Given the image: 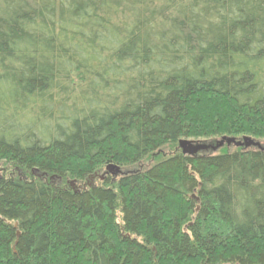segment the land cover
I'll return each mask as SVG.
<instances>
[{
    "label": "trees",
    "instance_id": "16d2710c",
    "mask_svg": "<svg viewBox=\"0 0 264 264\" xmlns=\"http://www.w3.org/2000/svg\"><path fill=\"white\" fill-rule=\"evenodd\" d=\"M241 136L264 0H0V264H264V151L178 149Z\"/></svg>",
    "mask_w": 264,
    "mask_h": 264
},
{
    "label": "water",
    "instance_id": "95a60500",
    "mask_svg": "<svg viewBox=\"0 0 264 264\" xmlns=\"http://www.w3.org/2000/svg\"><path fill=\"white\" fill-rule=\"evenodd\" d=\"M225 144L230 146L231 144H234L238 148H257L259 150L264 151V146H262L259 142L252 140L250 138H244L240 142H236L234 138H222L219 141H216L214 144L206 143V142H197V141H186L181 140L178 143V148L182 152L183 155L187 156H196L200 153H208V152H216L219 148L223 147ZM108 173H110L112 176H117L119 174H122L120 168L115 166H109L107 167Z\"/></svg>",
    "mask_w": 264,
    "mask_h": 264
},
{
    "label": "rangeland",
    "instance_id": "374dc122",
    "mask_svg": "<svg viewBox=\"0 0 264 264\" xmlns=\"http://www.w3.org/2000/svg\"><path fill=\"white\" fill-rule=\"evenodd\" d=\"M226 138H229V137H226ZM231 138V137H230ZM244 138H250V139H252L251 137H249V136H241V137H236V138H234L235 140H236V142H240V141H242ZM183 140H186V141H199V142H201V141H204V140H191V139H183ZM206 142V141H205ZM257 142H259L262 146H264V140L263 139H260V140H257ZM215 143V142H214ZM213 143V144H214ZM222 149H223V147H221ZM221 148H219V149H221ZM225 148L226 149H228V151H234L236 148H238V147H236L234 144H231L230 146H228L227 144H225ZM179 149V148H178ZM218 149V150H219ZM246 149V148H245ZM248 149H250V148H248ZM180 150V149H179ZM219 153V152H218ZM1 165V164H0ZM109 166H111V165H109ZM115 167H118V166H115ZM121 169V168H120ZM107 170V169H106ZM105 170V168L103 169V171H101L102 173L103 172H105L106 171ZM107 172V174L106 175H111L110 173H108V171H106ZM34 174V176H35V178L36 179H39L38 178V176L41 178V175H40V173H37V172H34L33 173ZM105 175V176H106ZM120 175V174H119ZM118 176V175H117ZM117 176H115V178L117 177ZM103 177H104V174H103ZM108 177V176H107ZM110 178V177H109ZM98 178H95V183L96 184H98L99 182V180H97ZM97 181V182H96ZM53 183H56L54 180H53ZM71 184H74V183H71ZM75 188H77V186L75 187Z\"/></svg>",
    "mask_w": 264,
    "mask_h": 264
}]
</instances>
